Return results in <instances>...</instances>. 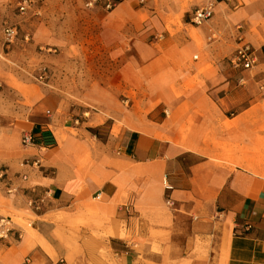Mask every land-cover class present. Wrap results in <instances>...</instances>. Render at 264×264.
I'll return each instance as SVG.
<instances>
[{"label":"crops","instance_id":"crops-1","mask_svg":"<svg viewBox=\"0 0 264 264\" xmlns=\"http://www.w3.org/2000/svg\"><path fill=\"white\" fill-rule=\"evenodd\" d=\"M238 1L156 41L142 73L162 100L136 120L124 115L117 136H73L45 115L0 129L2 184L18 187L13 208L29 222L1 244L7 264H264V97L255 86L264 89V42L246 41L251 68L230 62L234 24L262 2L223 7ZM89 206L100 224L92 228L80 224Z\"/></svg>","mask_w":264,"mask_h":264},{"label":"rangeland","instance_id":"rangeland-1","mask_svg":"<svg viewBox=\"0 0 264 264\" xmlns=\"http://www.w3.org/2000/svg\"><path fill=\"white\" fill-rule=\"evenodd\" d=\"M207 1L37 0L21 13L15 0H0V129L7 130L20 117L45 115L65 123L73 136L87 133L105 140L109 131L117 136L127 125L124 115L130 117L132 112L136 120L154 108V101L162 100L156 91L151 95L144 87L148 76L142 68L152 60L146 55L161 36L173 33L184 21L189 23L190 11ZM255 2L262 5L249 21L234 24L235 45L238 35L251 45L264 42V0H239L223 6L230 12ZM8 25L17 33L11 43L2 32ZM255 86L264 97L260 84ZM191 89L187 82L183 90L173 93L180 97ZM153 95L156 98L149 101ZM2 182L0 215L11 218L17 231L14 238L19 239L21 232L16 227L28 229L29 222L13 208L18 187L7 191ZM86 215L81 225H100L93 206ZM117 225L124 237V221L117 220ZM9 240L0 239V246ZM7 258V251L2 254L0 249V264H7Z\"/></svg>","mask_w":264,"mask_h":264},{"label":"built area","instance_id":"built-area-1","mask_svg":"<svg viewBox=\"0 0 264 264\" xmlns=\"http://www.w3.org/2000/svg\"><path fill=\"white\" fill-rule=\"evenodd\" d=\"M37 0H15L16 7L21 13L26 12L31 8ZM96 1V0H93ZM230 0H208L205 4L196 6L189 14V22L192 25L199 26L204 22L208 21L214 14V9L216 5L220 2H229ZM110 7V3H107ZM5 40L9 43L13 42L16 38V28L13 26H4L2 28ZM238 43L234 54L230 58V62L236 66H241L244 69H249L255 63V56L252 47L244 41L242 35L237 37ZM21 146L26 148L33 144L32 134L27 131L21 135L20 138ZM5 173L0 172V179L4 180ZM166 188H170L169 185L165 184ZM11 191L12 188H9ZM16 230L14 229L13 222L10 217L0 215V239H7L10 237H15ZM19 233L17 236L19 237Z\"/></svg>","mask_w":264,"mask_h":264},{"label":"bare ground","instance_id":"bare-ground-1","mask_svg":"<svg viewBox=\"0 0 264 264\" xmlns=\"http://www.w3.org/2000/svg\"><path fill=\"white\" fill-rule=\"evenodd\" d=\"M59 135V134H58Z\"/></svg>","mask_w":264,"mask_h":264}]
</instances>
